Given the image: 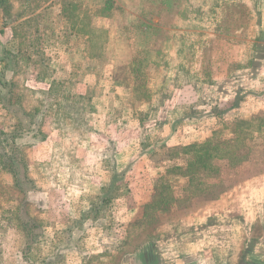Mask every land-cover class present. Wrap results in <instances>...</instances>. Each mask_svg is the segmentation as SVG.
I'll return each instance as SVG.
<instances>
[{"label":"rangeland","instance_id":"obj_1","mask_svg":"<svg viewBox=\"0 0 264 264\" xmlns=\"http://www.w3.org/2000/svg\"><path fill=\"white\" fill-rule=\"evenodd\" d=\"M131 49V65H117ZM0 71L13 102L59 81L51 95L92 107L78 143L45 116V140L26 149L36 189L23 200L0 170L1 264H28L8 220L18 203L42 229L33 261L264 264V0H6ZM14 123L0 105V129ZM216 145L212 173L190 166ZM105 157H115L116 198L103 225L86 221L65 243L109 182Z\"/></svg>","mask_w":264,"mask_h":264},{"label":"trees","instance_id":"obj_2","mask_svg":"<svg viewBox=\"0 0 264 264\" xmlns=\"http://www.w3.org/2000/svg\"><path fill=\"white\" fill-rule=\"evenodd\" d=\"M5 2L6 0H0V6L4 5ZM6 53L10 54L11 52ZM2 61H4V59ZM54 84L57 85L55 88L61 86L59 85L61 84L59 81L52 82L51 86ZM11 86L10 81H6L3 78V71H0V105L15 120L10 131L7 132L3 130V128L0 129V170L11 175L13 184L18 189L19 194H21V200H23L25 196L36 189L35 181L27 175L28 168L24 160L26 149L34 146L35 142L40 143L45 140V135L42 131L43 119L45 116L50 118L52 128L59 131L65 137L66 142H72L73 137V140H77L78 143L79 139H83L85 133L87 134L91 131L87 115L92 111V107L87 104L88 100L85 95H51L53 90L52 88L50 90L51 86L47 90L40 89L34 91L25 89L20 95V99L13 102L10 90ZM173 87V85L166 87V90H169L167 93L171 92ZM29 94L37 95L39 101V103L31 109L25 106V99L28 98ZM192 112L194 113V110ZM93 133H95V131H93ZM225 149L226 151H224V153L227 154H230L232 151V149ZM202 152V154L198 152L195 156L197 162H190V166L197 164L200 165L202 173H204V171L206 173H212L211 161L215 159L216 156H222L219 154L222 152V149L220 150L216 145V147L212 148V151L204 149ZM216 152L219 153L214 155ZM102 160L105 168L110 173L109 182L101 187L99 194L95 197L94 201L89 203L88 208L80 212L79 219L73 221V223L67 227L64 232L65 243L66 240H71L73 243H76L72 239V232L75 228L81 230L83 227L82 225L86 223V221H89L91 224L103 225L106 214L110 209L111 202L116 198L115 193L119 190V182L117 179L118 169L114 161L115 157H105ZM186 175L188 176L189 173L186 172ZM202 177H204L203 174L198 175V178ZM195 182V179H191V185L194 188L197 187L195 188L197 190H202L205 187L211 189L210 186H207L208 184L202 183L200 186H197ZM169 202H172V196L163 200L165 208L158 207V203H155L152 208L155 212L165 211L167 206L170 205L168 204ZM8 220L12 223L10 228L17 230L23 239L22 245L19 248V253L23 261L28 264H56L60 260L58 259L57 253H55L52 258H45L40 261H33L30 259L29 254L42 238V229L36 221L28 215L22 203H18L14 210L10 212ZM93 227L98 229V227L104 226ZM1 232H5V229L0 226V234ZM62 246L68 248L66 245ZM1 247L2 243L0 240V257L2 253ZM57 250L59 252V248H57Z\"/></svg>","mask_w":264,"mask_h":264},{"label":"crops","instance_id":"obj_3","mask_svg":"<svg viewBox=\"0 0 264 264\" xmlns=\"http://www.w3.org/2000/svg\"><path fill=\"white\" fill-rule=\"evenodd\" d=\"M132 51H133V53H132V56L128 59V60H125L124 62H121V61H117V65L118 64H124V65H131V62H132V59H133V57H134V55H135V50H133V49H131Z\"/></svg>","mask_w":264,"mask_h":264}]
</instances>
